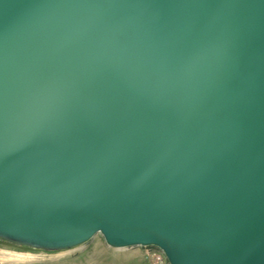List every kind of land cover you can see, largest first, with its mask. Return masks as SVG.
Masks as SVG:
<instances>
[{"label": "water", "instance_id": "95a60500", "mask_svg": "<svg viewBox=\"0 0 264 264\" xmlns=\"http://www.w3.org/2000/svg\"><path fill=\"white\" fill-rule=\"evenodd\" d=\"M99 233L264 264V0H0V241Z\"/></svg>", "mask_w": 264, "mask_h": 264}, {"label": "rangeland", "instance_id": "374dc122", "mask_svg": "<svg viewBox=\"0 0 264 264\" xmlns=\"http://www.w3.org/2000/svg\"><path fill=\"white\" fill-rule=\"evenodd\" d=\"M0 264H154L142 246L114 248L102 234L87 243L63 251H42L0 241ZM167 264H170L167 261Z\"/></svg>", "mask_w": 264, "mask_h": 264}, {"label": "built area", "instance_id": "2783aa9c", "mask_svg": "<svg viewBox=\"0 0 264 264\" xmlns=\"http://www.w3.org/2000/svg\"><path fill=\"white\" fill-rule=\"evenodd\" d=\"M146 259H152L154 264H167V257L163 250L156 246H145Z\"/></svg>", "mask_w": 264, "mask_h": 264}]
</instances>
